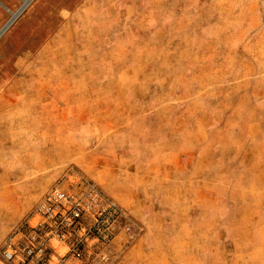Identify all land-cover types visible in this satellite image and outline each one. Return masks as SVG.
<instances>
[{
    "label": "rangeland",
    "instance_id": "374dc122",
    "mask_svg": "<svg viewBox=\"0 0 264 264\" xmlns=\"http://www.w3.org/2000/svg\"><path fill=\"white\" fill-rule=\"evenodd\" d=\"M9 12L0 264H264V0Z\"/></svg>",
    "mask_w": 264,
    "mask_h": 264
},
{
    "label": "built area",
    "instance_id": "2783aa9c",
    "mask_svg": "<svg viewBox=\"0 0 264 264\" xmlns=\"http://www.w3.org/2000/svg\"><path fill=\"white\" fill-rule=\"evenodd\" d=\"M65 199H66V196L61 191L54 190L48 195L47 201H49V202H59V201L65 200ZM75 216H77V214Z\"/></svg>",
    "mask_w": 264,
    "mask_h": 264
},
{
    "label": "bare ground",
    "instance_id": "6f19581e",
    "mask_svg": "<svg viewBox=\"0 0 264 264\" xmlns=\"http://www.w3.org/2000/svg\"><path fill=\"white\" fill-rule=\"evenodd\" d=\"M26 4V3H25ZM11 18L10 20L6 23V25L0 30V37L2 36V34L5 32V30L12 24V22H14L17 14H19V12L16 14V13H12V12H9Z\"/></svg>",
    "mask_w": 264,
    "mask_h": 264
}]
</instances>
